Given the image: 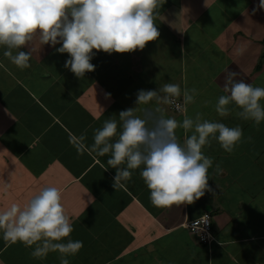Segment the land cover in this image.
I'll list each match as a JSON object with an SVG mask.
<instances>
[{
    "label": "crops",
    "instance_id": "1",
    "mask_svg": "<svg viewBox=\"0 0 264 264\" xmlns=\"http://www.w3.org/2000/svg\"><path fill=\"white\" fill-rule=\"evenodd\" d=\"M259 5L260 0H160L155 16L159 38L131 53H112L107 58L104 52L96 53L91 60L95 70L83 78L64 67L68 54L57 53L38 37L30 45L31 67L23 70L4 56L6 48L0 46V211L12 203L24 207L43 188L57 187L73 222L71 239L83 242L82 249L68 257L70 264H215L218 259L224 264H248L252 249L246 252L245 247L260 242L262 250L264 233L236 232L245 207L239 205L242 198L229 194L227 202L212 198L216 203L208 199L203 204L157 207L140 169L130 170L131 179L114 189L115 169L105 171L109 155L80 152L76 144L84 134L91 145L95 129L114 115L118 120L120 111L134 108L140 90L169 82L181 89L195 88L199 94L194 103L184 105L183 113L174 114L170 104H149L153 103V111L158 107L165 117L181 122L185 115L199 112L203 119L241 127L242 142L232 153L216 140L202 149L213 160L210 197L212 192L223 193L219 187L215 191L213 182L219 173L229 175L227 164L214 160L250 159L256 143L244 132L253 121L237 117L235 105L221 117L215 105L226 95L222 85L228 70L237 72L238 80L259 87L257 81L264 74V8ZM208 43L214 49L210 54L205 52ZM153 52L158 63L151 59ZM144 79L156 82L155 86ZM136 85L138 90L132 92ZM148 108L142 105L136 114L143 116ZM176 135L183 143L191 132L178 128ZM256 152L259 160L262 153L259 148ZM216 165L221 169L218 173ZM206 213L213 225L210 245L194 241L186 228L188 221ZM31 251L20 242L5 240L0 232V264H60L58 253L36 259Z\"/></svg>",
    "mask_w": 264,
    "mask_h": 264
},
{
    "label": "clouds",
    "instance_id": "2",
    "mask_svg": "<svg viewBox=\"0 0 264 264\" xmlns=\"http://www.w3.org/2000/svg\"><path fill=\"white\" fill-rule=\"evenodd\" d=\"M159 6L160 0H0V46L6 48L4 56L23 70L31 67L30 45L38 37L57 53L68 54L64 67L83 78L95 70L91 60L96 53H131L156 41L160 36L155 22ZM259 7L264 8V0ZM26 47L27 52L22 50ZM237 76V72H226L222 85L226 95L218 98L215 111L226 117L234 110L229 106L235 105L237 117L259 125L264 122V87H255ZM198 94L195 88L181 89L170 82L155 90H140L136 107L119 112V124L115 115L109 117L95 129L91 145L82 134L76 147L80 152L109 155L105 171L115 169L114 189L131 179L130 170L140 169L153 205L194 204L206 191H212L208 182L213 160L202 149L216 140L225 152L232 153L242 142L241 127L203 119L199 112L194 117L185 115L182 122L165 117L158 107L145 110L143 116L136 113L139 105L152 101L175 104L185 112L176 101L182 97L183 105H189ZM178 128L191 132L183 143L176 135ZM215 171H221L219 165ZM202 220L207 223L206 215ZM200 223L197 220L193 227ZM73 231L62 194L55 186L43 188L24 207L12 203L0 211L4 239L31 248L30 255L36 259L54 252L59 254L60 264H70L68 257L83 247L82 241L71 239Z\"/></svg>",
    "mask_w": 264,
    "mask_h": 264
},
{
    "label": "rangeland",
    "instance_id": "3",
    "mask_svg": "<svg viewBox=\"0 0 264 264\" xmlns=\"http://www.w3.org/2000/svg\"><path fill=\"white\" fill-rule=\"evenodd\" d=\"M163 30H165V28H163ZM205 42L207 43V40ZM208 46L209 47L206 49L205 52H207V54H210V52L214 51V49H210L212 45L210 46L209 43H208ZM169 50L173 51L174 49H169ZM196 53L200 55V59L203 57L200 50L196 51ZM178 54L179 53L177 52L176 55ZM107 55L108 54L105 53V56L103 57H106ZM151 56H152L151 59L157 62L156 58H154L157 56V54L153 52ZM65 61L66 59H64V62ZM201 61H203V58L201 59ZM153 65H157V64H153ZM106 68L108 69L107 66ZM149 69H152V68H149ZM261 71H264V63H262ZM169 74H172V73L170 72ZM147 78L151 79L149 75L147 76ZM2 81H5V80L2 79ZM144 81L147 83H150L149 85L152 87H154L155 86L154 84L156 83L151 80L146 81L144 79ZM257 82H258L259 87H264V74H263V77L262 76L259 77V81ZM138 88H139V85H136V87H133L132 92H134L135 90H138ZM0 89L2 90V86H0ZM155 89L157 88H152V89L150 88L149 90H155ZM177 101L184 107L183 101H180V100H177ZM261 104L264 105V100L261 101ZM148 105H149L148 110L153 111V108H154L153 103L148 104ZM141 106L140 105L138 106V110ZM134 107H136L135 104H134ZM176 113L180 114L183 112L182 111L174 112V114ZM244 132H246V136L248 135L250 138H252V136L255 137V143H256L255 148H254L255 152L251 153L250 159H245V160L240 159V158L233 159L235 156H224L225 158H223L222 160H214V163H220V164H225V165L227 164L226 170H228L229 175L223 177L221 173H219L218 176H214L215 180L213 182L214 189L216 187H219L221 188L220 190L224 192L220 194L215 189L216 192H212V196L210 197L211 192L206 191L205 195L198 200V204H201V203L203 204L204 202H208L207 201L208 199H211L213 203H216V201H213L212 198H214L215 200L223 199V200H226L227 202L228 201L227 197H229V194L234 195L235 199L242 198V200L239 202V205L243 204L245 205V207L243 209V215L238 222L236 232L240 234L245 233L251 236L254 234L256 235V234L264 233V122H261L259 125H256L254 122H252V127L245 129ZM258 148H259V151L262 153L260 154L261 157L259 160L256 159V154H257L256 151L258 150ZM252 161L254 162L253 167H252ZM211 183H212V179H211ZM226 183L230 184L229 188ZM233 230H234L233 227L229 229L230 232H232ZM190 235L194 237V241H198V243L200 244V239L198 236L196 235L194 236L193 234H190ZM256 244H258V247L256 246ZM262 244H263L262 250L260 248V245H261L260 242L248 244L247 247H245L246 252H250V249H252V253H250L251 260L247 262L248 264H255V263L264 264V242H262ZM258 249L260 250V252L258 251ZM222 263L223 264L225 263L224 259H221V260L218 259V261L215 262V264H222Z\"/></svg>",
    "mask_w": 264,
    "mask_h": 264
},
{
    "label": "built area",
    "instance_id": "4",
    "mask_svg": "<svg viewBox=\"0 0 264 264\" xmlns=\"http://www.w3.org/2000/svg\"><path fill=\"white\" fill-rule=\"evenodd\" d=\"M177 104H180L178 101H176ZM172 108L176 112H181L179 109L176 108L175 104H171ZM206 215V224H203L205 221L202 220V218ZM197 220H200L201 223L195 227L193 225ZM212 218L211 215L206 213L196 219H193L189 221L186 224V228L194 235H197L200 239V243L204 245H210L214 242V236H213V227H212Z\"/></svg>",
    "mask_w": 264,
    "mask_h": 264
},
{
    "label": "trees",
    "instance_id": "5",
    "mask_svg": "<svg viewBox=\"0 0 264 264\" xmlns=\"http://www.w3.org/2000/svg\"><path fill=\"white\" fill-rule=\"evenodd\" d=\"M170 107H171V109L174 111V112H176L173 108H172V105L170 104Z\"/></svg>",
    "mask_w": 264,
    "mask_h": 264
}]
</instances>
